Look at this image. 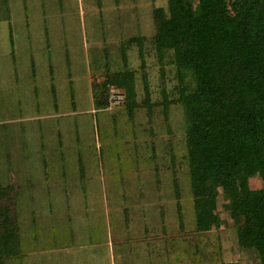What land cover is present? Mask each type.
Segmentation results:
<instances>
[{
    "label": "rangeland",
    "instance_id": "1",
    "mask_svg": "<svg viewBox=\"0 0 264 264\" xmlns=\"http://www.w3.org/2000/svg\"><path fill=\"white\" fill-rule=\"evenodd\" d=\"M157 7L168 0H0V184L21 239L6 264H260L238 245L228 193L221 226L196 228ZM127 69L136 107L97 109L94 84Z\"/></svg>",
    "mask_w": 264,
    "mask_h": 264
},
{
    "label": "trees",
    "instance_id": "2",
    "mask_svg": "<svg viewBox=\"0 0 264 264\" xmlns=\"http://www.w3.org/2000/svg\"><path fill=\"white\" fill-rule=\"evenodd\" d=\"M154 13L156 50L162 60L170 58L177 80L163 106L180 104L186 117L196 228L221 226L219 199L228 193L238 245L256 250L264 264V0H168V10ZM135 78L127 69L96 82V108H109L111 89L118 88L134 109ZM145 103L152 106L149 94ZM255 177L261 188H251ZM8 193L0 184V264L21 252Z\"/></svg>",
    "mask_w": 264,
    "mask_h": 264
},
{
    "label": "built area",
    "instance_id": "3",
    "mask_svg": "<svg viewBox=\"0 0 264 264\" xmlns=\"http://www.w3.org/2000/svg\"><path fill=\"white\" fill-rule=\"evenodd\" d=\"M125 100V93L118 89V88H112L111 89V96H110V102H109V108H112L113 106L121 105Z\"/></svg>",
    "mask_w": 264,
    "mask_h": 264
}]
</instances>
